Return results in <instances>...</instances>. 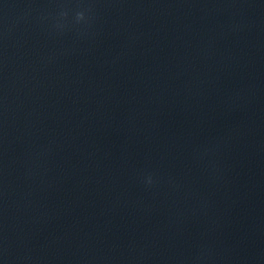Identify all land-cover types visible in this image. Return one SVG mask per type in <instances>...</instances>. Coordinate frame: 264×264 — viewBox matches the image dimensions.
Wrapping results in <instances>:
<instances>
[{"label":"water","instance_id":"water-1","mask_svg":"<svg viewBox=\"0 0 264 264\" xmlns=\"http://www.w3.org/2000/svg\"><path fill=\"white\" fill-rule=\"evenodd\" d=\"M0 264H264V0H0Z\"/></svg>","mask_w":264,"mask_h":264},{"label":"clouds","instance_id":"clouds-1","mask_svg":"<svg viewBox=\"0 0 264 264\" xmlns=\"http://www.w3.org/2000/svg\"><path fill=\"white\" fill-rule=\"evenodd\" d=\"M82 16V14H80Z\"/></svg>","mask_w":264,"mask_h":264}]
</instances>
